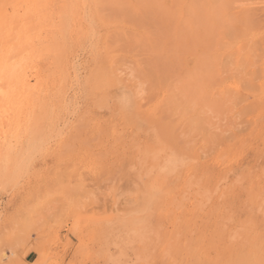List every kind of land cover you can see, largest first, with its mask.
<instances>
[{
  "label": "rangeland",
  "instance_id": "rangeland-1",
  "mask_svg": "<svg viewBox=\"0 0 264 264\" xmlns=\"http://www.w3.org/2000/svg\"><path fill=\"white\" fill-rule=\"evenodd\" d=\"M37 2L0 264H264V0Z\"/></svg>",
  "mask_w": 264,
  "mask_h": 264
},
{
  "label": "bare ground",
  "instance_id": "bare-ground-1",
  "mask_svg": "<svg viewBox=\"0 0 264 264\" xmlns=\"http://www.w3.org/2000/svg\"><path fill=\"white\" fill-rule=\"evenodd\" d=\"M11 1V0H10ZM16 1V0H15ZM21 0L18 1V3H21L20 2ZM22 1H25V3L22 5V11L25 13V15L23 14L22 17H14L11 21L9 19V22L6 23V25H4L5 27H3L1 30H0V40H4L3 43L0 42V151L3 150V143H4V140H5V129L7 127V123L9 122L10 119H14V116L16 114V111L18 110V107H19V103L21 102V105H23V101H19L22 97L26 96L25 94H27L26 92H28L27 90V82L28 80L30 79L29 76V71L31 70L29 66H27L25 60H24V54L28 51L27 49V46L24 47L22 46V39H21V36H20V33L18 32L19 29H21V27H28V29H31V27H33L32 25L34 24V21H33V17H32V11H33V7L34 6H37L40 5L37 1L38 0H22ZM41 0H39L40 2ZM12 2V1H11ZM85 2V0H84ZM132 2V1H131ZM5 3V2H4ZM9 1L6 3L8 4ZM12 3H16V2H12ZM11 4V3H10ZM8 4V5H10ZM17 4V3H16ZM38 4V5H36ZM18 5V4H17ZM15 5V6H17ZM86 5V4H85ZM13 7V6H12ZM35 7V9L37 8ZM38 8H41V7H38ZM85 8V7H84ZM13 9V8H12ZM18 11H20L18 8H17ZM84 10V9H83ZM15 11V10H14ZM9 12V10L7 11ZM45 12V11H44ZM19 13V12H18ZM40 14V13H39ZM41 14H43L41 12ZM40 14V15H41ZM125 14V13H124ZM83 15V13H82ZM81 15V16H82ZM132 15V14H131ZM38 16V15H37ZM44 17V16H43ZM9 18V17H8ZM83 18V17H82ZM38 20V18H37ZM39 23V22H38ZM85 23V22H84ZM35 25V24H34ZM39 25V24H38ZM42 25H45V24H42ZM87 27V26H86ZM91 27V26H90ZM8 28V29H7ZM34 28V27H33ZM39 29V27H38ZM6 30V33L7 31H12L11 34L5 36L4 35V31ZM90 30V29H89ZM87 30V31H89ZM109 30V29H107ZM29 31V30H28ZM135 31V30H134ZM27 32V31H26ZM91 32V31H90ZM89 32V34H90ZM94 31H92L93 33ZM28 33V32H27ZM30 34V33H29ZM27 36V35H26ZM94 36V35H93ZM31 37V36H30ZM39 38V37H38ZM92 38V37H91ZM38 41V40H37ZM89 41V40H88ZM90 42V41H89ZM38 43V42H37ZM24 45V44H23ZM35 45V44H34ZM57 46V45H56ZM58 47V46H57ZM36 48V47H35ZM59 48V47H58ZM49 50V49H48ZM36 51V50H35ZM34 51V53H35ZM56 56V55H55ZM31 57V56H30ZM76 57V56H75ZM118 57V56H117ZM35 58V57H33ZM37 58V57H36ZM31 59V58H30ZM74 61V60H73ZM50 63V62H49ZM74 63V62H73ZM72 63V64H73ZM59 64V62H58ZM57 65V64H56ZM74 65V64H73ZM73 65L71 67H73ZM58 66V65H57ZM77 67V66H76ZM75 69V68H74ZM74 69H72V71H75ZM60 70V69H59ZM73 73V72H72ZM64 74V73H63ZM75 74V73H74ZM73 75V74H72ZM76 75V74H75ZM98 76V75H97ZM96 76V77H97ZM65 77V76H64ZM98 78V77H97ZM102 79V78H101ZM65 81H66V77H65ZM77 82V81H75ZM31 84V83H30ZM33 84V83H32ZM77 84V83H76ZM27 97H25V100H28L26 99ZM137 101V100H136ZM135 101V102H136ZM25 102V101H24ZM139 102V101H138ZM23 103V104H22ZM29 102H27L28 104ZM26 104V106H27ZM140 105V104H139ZM151 105V104H150ZM25 106V107H26ZM23 108V106H21ZM148 107V106H147ZM20 108V110L22 109ZM28 108V107H27ZM74 108V107H73ZM23 111V110H22ZM147 111V110H146ZM183 112V111H182ZM74 113V112H73ZM23 114V112H22ZM21 114V115H22ZM17 115H18V112H17ZM16 115V116H17ZM20 115V113H19ZM15 116V118H16ZM69 116V115H68ZM152 116V115H151ZM12 117V118H11ZM21 117V116H20ZM153 117V116H152ZM178 117V116H177ZM33 118V116H32ZM165 118V117H164ZM163 118V119H164ZM20 119V118H17V120ZM22 119V118H21ZM64 120V119H63ZM184 120V119H183ZM16 121V120H15ZM20 121V120H19ZM19 121H17V123L19 124ZM14 122V121H13ZM10 123V122H9ZM12 123V122H11ZM21 123V122H20ZM16 124V122H15ZM14 126V125H13ZM18 126V125H17ZM16 127V125H15ZM180 127V126H179ZM119 132V131H118ZM185 133V132H184ZM140 135V134H139ZM166 136V135H165ZM142 138V137H141ZM141 140V139H140ZM148 141V140H147ZM22 142V141H21ZM180 142V141H179ZM136 143V142H135ZM145 143V142H144ZM159 143V141H158ZM29 146V145H28ZM39 146V145H38ZM137 147V146H136ZM160 147V146H159ZM37 148V147H36ZM146 148V147H145ZM139 149V148H138ZM146 150V149H145ZM148 151V150H146ZM153 151V150H152ZM166 151V150H165ZM28 152V151H27ZM26 152V154H27ZM139 152V150H138ZM168 152V151H167ZM30 153V152H29ZM32 153V152H31ZM108 153V152H107ZM142 153V152H140ZM140 153H138V155H140ZM149 153V152H148ZM154 153V152H153ZM152 153V154H153ZM161 153V152H160ZM163 153V152H162ZM171 153V152H170ZM142 154H147V153H142ZM164 154V153H163ZM173 154L174 151H173ZM155 155V158H156V154ZM153 155V156H154ZM169 155V154H168ZM167 155V156H168ZM172 155V154H171ZM171 155H169L171 157ZM176 155V154H175ZM144 156V155H143ZM164 156V155H162ZM161 156V157H162ZM173 156V155H172ZM146 157V156H145ZM166 157V154L165 156ZM169 157V158H170ZM13 158V157H12ZM24 158V157H23ZM167 159H169L168 157H166ZM172 158V157H171ZM176 159V158H175ZM144 160V158H143ZM148 160V159H147ZM147 160H144L143 163H146L145 161ZM156 160V159H155ZM163 160V159H162ZM171 160V159H170ZM170 160H165L166 162L170 161ZM172 160H174V158H172ZM21 161V160H20ZM142 162V159L139 158V163ZM156 162V161H155ZM174 162L177 163V160H174L172 163H165V164H173ZM164 164V165H165ZM142 165L144 164H141L140 166L142 167ZM146 165V164H145ZM176 165V164H175ZM174 165V166H175ZM162 166H163V162H162ZM168 166V165H166ZM157 167H158V164H157ZM170 167V166H169ZM140 169V168H139ZM142 169V168H141ZM140 169V170H141ZM146 169V168H144ZM149 169V168H147ZM172 169V168H171ZM153 170V169H152ZM8 171V169H7ZM154 171V170H153ZM132 172V171H131ZM135 172V171H134ZM151 172V170H150ZM137 173L138 172V169H137ZM147 174V172H145L143 170V174ZM141 174V172H140ZM140 174H137L138 177L140 176ZM153 174V173H152ZM154 174H157V173H154ZM154 176V175H153ZM152 177V176H150ZM143 178V176H142ZM142 178H140L142 180ZM157 179V178H155ZM159 179V178H158ZM135 180V179H134ZM138 180V179H137ZM139 182V181H138ZM144 182V181H143ZM150 183V182H149ZM156 183H158L156 181ZM142 184V183H141ZM145 184V183H144ZM159 184V183H158ZM156 185V184H155ZM154 186V184H153ZM147 188V187H146ZM145 188V189H146ZM144 189V188H143ZM150 189V188H149ZM148 198V197H147ZM175 201V200H174ZM150 206V205H149ZM135 214V213H134Z\"/></svg>",
  "mask_w": 264,
  "mask_h": 264
}]
</instances>
